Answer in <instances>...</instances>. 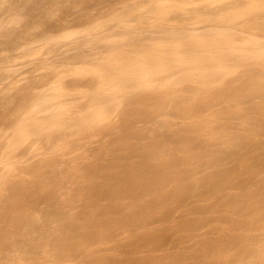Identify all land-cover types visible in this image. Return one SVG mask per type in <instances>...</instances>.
I'll list each match as a JSON object with an SVG mask.
<instances>
[{
	"label": "bare ground",
	"instance_id": "6f19581e",
	"mask_svg": "<svg viewBox=\"0 0 264 264\" xmlns=\"http://www.w3.org/2000/svg\"><path fill=\"white\" fill-rule=\"evenodd\" d=\"M6 1L9 0H0V12L8 3ZM12 1L10 0V2ZM117 1L118 3H116ZM133 1L94 0L92 3L95 6L99 4L100 7L101 4L105 5L104 9L106 4L103 3L115 2L117 6L120 5L119 10L116 4L115 8L114 5L113 8L112 5L109 6L110 9L117 10L112 11L113 13L110 10L111 14L107 12L109 14L106 18L108 22L105 21L106 24L103 22L105 25L100 27L102 28L100 32L105 34L108 31L110 33L111 31H113L112 33L123 31L128 34L130 39L132 38L131 43L139 45L141 50L138 46L136 48L138 51H136L134 46L126 43L125 46L132 47V53L128 51V54L124 50H129L130 47L123 50L118 49L120 47L119 38L112 40L109 36L111 40L109 41L107 36L108 39L105 38L106 40L99 44L102 46L107 40L108 43L113 41L112 49L110 50L109 46L110 48L105 51L106 47L104 46V51H100V53H104V57L100 55L102 58L98 57L99 59L93 53L95 62H97L95 65L93 63L90 65V62L94 60L89 59L90 62L83 61L85 66L81 67L82 69L77 67L78 70H82L77 74L73 73L75 77L79 75L76 77L78 80L79 78L84 79L82 81L85 82L88 75L91 77L88 78L90 81L85 82L90 83V89H85V92H89L84 94L85 97L89 101L96 98L100 102L99 110L94 107L96 112L91 113L92 115L88 113L89 120L84 116L87 119L84 120L85 123L83 115L87 116V114L82 112L87 108H84L82 103L79 104L81 100L79 102L73 98L77 92L73 91L75 95L72 91L69 93L68 89L70 88H68L67 93H63L66 89L62 90L64 87L60 88L59 86L57 89H61L62 92L54 89L51 91H56V94L61 92L64 95L56 96L49 90L51 87L47 83L50 84V81H46V77L42 74L39 75L40 77H36V81L42 75L45 78L38 79V81L42 80V84L39 81L40 85H45L43 83L45 81L47 82L45 86L48 85L49 88L44 86L46 89L43 92L39 93V91L38 96L35 94L34 97L37 99L29 98L36 90H40L37 89L38 86L41 87L38 82H34L35 78L31 79L33 86L26 83L28 86L24 91L28 87H32L33 90L35 85L37 87L33 93H31L33 91L31 88V92L28 89L29 97L26 95L27 93L25 95L19 93L17 95L20 96H16L17 92L14 94V91L15 96L11 95L12 99L9 95L12 93L9 91L11 89L8 88L6 90L9 91L8 96L10 97L5 99L2 96L5 92L0 89L2 92L0 93L2 96L0 97V172L4 170L0 174V264H73L70 262L71 260H75L76 264H140L142 261L141 264H264V105L255 101V99L264 100V49L254 48L256 51H253L251 48L255 47V43H261L260 40L264 37V32H261L264 31V23H257L258 20H264V4H261L262 1L264 3V0H256V3L251 0L254 4L248 0L254 6H251L247 0H237L236 4L244 2L243 4L239 3V9L241 6H246V10L245 8H243L244 11L242 8L240 9L242 12L240 10L234 12L235 8L238 9L234 0L230 4H226L225 7L220 4L216 9L211 8L209 4L205 6L204 2V6L198 5L201 9L208 10L204 19L208 26H213V28L211 27L212 31L214 28L217 29L219 22L221 23L219 25L224 23L222 26H227V29L228 26L231 28V24L235 22L231 32H226L227 30L224 32V35L230 34V36L227 35L229 38L223 36V31H219V33L210 36L213 38L205 35L203 39L207 37L206 42H202L201 37L199 40L197 38L199 35L188 33L197 25V29L201 28L202 31H207V28H210V26L203 27L207 26L204 25V20L198 21L203 17L200 15L201 13L199 14L200 17L202 16L201 18L193 13L198 11L199 7H194L191 12L190 8V10L186 7L183 8L182 0H179L180 3L182 2V7L174 5L176 3L172 4L170 1L168 2L169 6H162V8L159 6L161 4L159 2H163V0H138L134 2L137 4L140 2V5L141 2L142 4L147 2V8L134 12L133 9L140 10L141 6L139 5L137 8V4L134 6ZM187 1L190 4L202 2V0ZM257 1H260V4ZM10 2L9 8L6 7L7 10H4L6 12L2 13L3 15L0 17V51L1 48H7L5 49L7 52H9L8 49L17 48L16 50L21 51L19 52L21 53L20 57L16 54L17 58L25 59L15 63L19 59L14 62V58L9 57L10 61L14 62L9 63V58L3 57L7 60L8 65L3 61V64H0V80H7L6 82L17 76L19 71L21 73L24 66L26 70L27 65H33L32 62L35 60H41H37L38 57L34 51L38 48L37 44L43 43L48 52H52V54L55 52L54 55L57 52L60 54L62 50L59 51L60 48H57V45H67L74 41L77 43V40L85 39V37L92 39L93 35H97V30L92 28L96 25L90 26L89 23L95 18H100L99 21L105 19L106 14L102 17L100 14L104 12L96 11L100 14L95 18L92 14V18L90 17L92 20L88 17L90 11L89 14H86L88 16L85 21L87 22L89 19L88 25L90 29L92 28L93 34L90 29L84 30L85 22L81 21L84 16L79 14L83 10V4L78 8V3L75 4L71 0H14L12 3ZM71 2L74 7L78 6L75 8L76 12L73 11V6V9L69 7ZM132 2L133 5H131ZM175 2L177 1L175 0ZM180 3L177 2L179 5ZM232 3L234 9L233 5L231 6ZM164 5L166 4L164 3ZM208 5L211 9L208 8ZM229 5L233 11L228 8L231 13L223 12ZM248 5L251 8L247 7ZM98 7L97 5V9L101 10ZM90 8L87 7V10H84L88 11ZM117 11L119 14H116ZM132 11L140 13L133 16L139 23L138 25L136 22L130 21L131 18L133 20V17L129 18L133 15ZM83 12L85 15V11ZM189 12L197 16H194L196 19L198 18L194 22H199V24L192 22L195 19L193 17V19L190 18L191 21H182L187 24L191 22L190 26L180 25L179 15H181L180 17L186 16ZM60 13H65L66 16L70 13L75 15L70 14L65 17L63 14L59 16V20L57 14ZM153 13L155 16L150 15ZM203 13L205 14V12ZM223 13H226L225 16ZM76 14L82 18L79 19ZM170 15L176 16L175 18L172 16L174 19L178 17L179 20H176L179 23L175 24L176 21L170 18ZM52 16H56L55 20L57 19L58 23L67 18L65 19L67 21H62L63 25L67 23L66 28L64 27V31L60 30V35H57V37H62L60 40L55 39L56 33L52 34V31L49 33L50 29L47 31L44 29V24L51 25L49 18ZM70 16L72 18H69ZM156 16L158 19L155 18ZM113 17L114 19H112ZM150 17L157 19V22L154 19L156 23H151ZM240 18L243 19L244 24L248 21L247 18L249 21L253 19L248 27H244V24L242 26L240 23L242 22L239 20ZM48 19L49 22H47ZM69 19L83 25V27L79 25L84 30H82V34L81 31L78 33L79 31L75 28L76 34L66 33L61 36V33L66 32L65 29L69 28L68 23L71 24ZM109 19L112 20L109 21ZM170 19L175 21L174 24L169 23L172 21ZM143 20L146 23L145 26L142 25V27L127 33L126 28L133 27L128 23L141 26ZM99 21H97V27L101 26L102 21ZM147 21L153 24H150L152 28H156V36H153L155 30L149 28V23L148 27ZM209 22L211 24H208ZM213 22L218 23L212 24ZM255 22L262 29H260L261 31ZM93 24L91 22V25ZM192 24L196 26L192 27ZM54 25L52 27L55 29ZM255 25L257 28L251 31L259 32H255L249 40L256 35L257 38L252 41L255 42L256 39L259 41L252 45L253 42L243 39L250 37L253 33L250 34L249 29L246 28H250V26L253 28ZM60 26L58 25L59 29H61ZM85 26L87 27V23ZM234 26L239 27L235 32L240 31V28L245 29L239 33L244 30L249 32L250 35L246 36L242 33L245 37L239 33L238 36L245 43L249 42V46L244 42L245 46H243L245 50H248V47L251 48L252 52L246 51L247 53H245L243 49L239 51L236 48L240 43L238 42L239 37H236L237 33L232 34ZM225 27L219 26L218 29H226ZM203 28L207 30H203ZM195 29L192 31L196 32L197 29ZM141 31L145 34L141 33L140 35H146L147 39L143 38L142 40V37L139 36ZM47 33L52 35V38ZM260 33L261 38L258 36ZM99 34L98 37L100 36L99 39L102 40L103 37L101 38V34ZM53 36L55 37L53 38ZM201 36L203 37V35ZM232 36L234 39L230 41ZM155 37H159L157 41ZM223 37L229 40L225 41ZM99 39L96 40L99 42ZM179 39L181 40L179 41ZM146 40H149L148 43ZM222 40L224 43L221 42ZM262 40L264 41L263 38ZM83 41L81 40V51H83ZM154 41L156 42L154 43ZM235 41L238 42V45ZM92 42V40L88 41L91 44ZM96 42L93 44L98 45ZM117 42L118 48L116 47ZM263 43L260 47L264 48ZM87 44L85 42V45ZM143 44L148 46L150 44L151 47L146 45L145 47ZM259 45L261 44L256 46ZM122 46L120 48H123ZM241 46L242 43L239 48ZM16 50L9 53L13 54ZM109 50L110 52H108ZM112 50L115 51L113 53L115 56L108 55L113 52ZM117 50L119 54H124L116 57ZM98 51L97 54H99ZM105 52H108L107 55L110 56L107 59ZM3 53H5L4 50L1 54ZM83 53H80V58L86 56ZM86 54L88 55V53ZM8 55L6 53L7 57ZM66 55L63 59L67 61L64 63H68V66L65 65L67 67L72 65L75 68L76 65H73V61L74 64L79 63V61H75L80 60L79 55H76L77 59L74 54L73 56ZM90 56L87 57L90 58ZM46 59L41 60L43 61L42 68L50 65L49 60ZM83 59L81 58V60ZM46 61L49 62L48 65H46ZM236 64L243 65V72L241 71L240 75L238 72L242 68L235 69ZM37 65L39 64L37 63ZM80 65H83L82 61ZM66 66L62 68H66ZM41 67L39 65L38 69ZM46 69H51L53 72L52 68L47 67ZM115 70L123 72L118 74ZM234 70L238 71H236L237 79L225 82L226 76L234 73ZM63 73L61 72V76ZM45 75L47 74L45 73ZM56 75L59 76V74ZM80 75H85V78ZM14 80L15 86L17 80ZM74 81L76 80H73L72 86L75 85ZM24 82L22 81V83ZM2 83L4 84V81ZM76 84H79V81ZM62 85L63 83H61ZM81 92H84V89ZM94 96L96 97L94 98ZM85 97L84 100H86ZM28 99H31L30 104L27 103ZM77 101L80 106L76 105ZM94 102L95 106H98L99 102ZM114 108V112L117 109L121 110L120 115L118 114L119 116L114 119L118 121L113 120V115V118L111 117ZM55 118L58 119L57 122ZM86 121L88 122L86 123ZM8 124L11 130L10 133L8 132L9 136L6 137L9 130L5 126ZM116 129H122L123 133L119 130L121 133L115 135L114 130ZM76 130L80 133L81 139L84 136L85 141L87 140L86 144L91 141L96 143L92 147L96 145L97 147L92 148L88 145L87 148L85 145L87 148L85 150V147L83 149L84 145L82 146L85 141L81 143L79 139L78 146L75 143L71 144L72 146L76 145L74 152V150L72 151L74 148L70 149L71 146L69 148L64 146L65 140L61 145H63V149L65 147V150H70L63 153V150H60L62 149V147L60 148L61 140L64 137L65 139L71 137V133ZM74 138L76 137L74 136ZM95 140L97 141L95 142ZM35 146L36 148L40 146L42 150L33 149ZM88 149L89 151H87ZM76 151L79 153L75 155ZM73 153L74 155L69 159L68 155ZM28 154L38 157H34L35 160L30 158L32 156L28 157L33 162L25 161L24 157L21 160L22 155ZM5 166L10 167H6L8 172H6ZM1 177L5 178L1 180ZM3 180L6 181L3 182ZM176 213L180 216L179 220L175 218ZM121 236L128 238L127 240L131 239L133 242L130 243ZM122 238L125 239L124 243H130L133 247L130 244V246L128 244L126 246L122 242L124 240H120ZM143 250H147V252L150 250L154 257L150 254L152 258H147L149 253L145 255L147 252ZM155 253L159 254L155 255ZM143 255L146 258L141 257ZM136 258L137 260H135ZM231 258H234L235 261L233 259V262H230Z\"/></svg>",
	"mask_w": 264,
	"mask_h": 264
},
{
	"label": "rangeland",
	"instance_id": "374dc122",
	"mask_svg": "<svg viewBox=\"0 0 264 264\" xmlns=\"http://www.w3.org/2000/svg\"><path fill=\"white\" fill-rule=\"evenodd\" d=\"M11 1H12V0H11ZM13 1H14V0H13ZM13 1H12V2H13ZM71 1H72L73 3L75 2V4L78 3L77 5H79V7H78L77 5H75V7H74V4H73L72 2L69 3V4L71 5V6H69V7L72 8V6H73L74 9H73V8H72V9H73V11L75 10V12H76V9H75L76 7L80 8V6H82V4H83L84 7H85V6H86V3L88 2V3H87V6H86L85 8L82 6V9H83V10H81L82 12L79 13L82 17L84 16V17H83L84 19H83L82 17H78L79 14H76V17H78L79 19L82 18L81 21H82L83 23H84V22L87 23V27H89V25H88V21H89V19H88L87 22H86L85 20L87 19V16H88V15H86V14H89V11H90V16H88L89 18H90V17L92 18V16H91L92 14H93V17H94V18H95V16L98 17L100 13H99V12H96V11L104 12V13L100 14V16H102V17H104V14H105V13L107 14V16H106V14H105V19H101V20H100V21H102V22H101V26H99V27H97V25H98V24H97V23H98L97 21H99L100 18H99V19H98V18H97V19L95 18L97 21H96L95 19L92 20V19L90 18V20H92V21H91L92 24H93V23H94V24L91 25V22H90L89 24H90V26H94V25H96V26H94V27H92V28H93V30L95 29V31L97 30L96 33H98V34H99V33L101 34L100 29H102V28H100V27H102L103 25L106 24L105 21L108 22V20L106 19V18L108 17V15L111 14L112 11H116V10H117V9L112 10L113 5H114V8H115V4L118 3V1H117L116 3H115V2H114V3H110V2H109V3H103V4H106V7H109V6L112 5V8L110 9V7H109V8H108L109 10H108L106 7H105V9H104V6H105V5L103 6V5L101 4V7H100L99 4H96V6H95V4H92V3H94V0H93V2H92V0H88V1H87V0H82V2H80V0H79V2H78V0H77V2H76V0H75V1H74V0H71ZM83 1H84V2H83ZM86 1H87V2H86ZM119 1H120V0H119ZM134 1H138V0H134ZM134 1H133V2H134ZM139 1H140V0H139ZM141 1H143V0H141ZM166 1H167V0H166ZM166 1L164 2V0H163V2H164L166 5H164L163 2H159V3L163 4V5L159 4V6H161V8H162V6H163V7H165V6H167V5L169 6L170 3H168V2L171 1L172 4L176 3V4H174V5H178L179 7L183 4V6H184L183 8H185V7L188 8V9L190 8V9L192 10L191 12H193L194 7H195V8H198V7H199L198 5H201L200 7H202V6H204V3H205V6H207V4H209L211 8L214 7V8L216 9V8H218V5L220 6V4H221L222 6L225 7L226 4H230L231 1H233V0H202V2L199 1L198 3L192 1V2H193L192 4L188 3L187 0H185V1L182 0L185 4H190V5H188V6H186V5H185L184 3H182V2H181V3H182V4H181L179 0H176V1H177L178 3H180V5L177 4V2H175V0H173V2H172V0H168L167 2H166ZM190 1H191V0H189V2H190ZM236 1H237V0H234L233 2L235 3ZM242 1H246V0H242ZM247 1H248V0H247ZM249 1H251V0H249ZM249 1H248V2H249ZM7 2H8V3H7ZM9 2H10V0H9V1H6L7 4H6L5 7L3 8V10L1 9L2 11L0 12V13H1V14H0V17L6 12V11L4 12V10H7V8H9V7H8V6H9ZM12 2H10V3H12ZM85 2H86V3H85ZM133 2H132L131 5H133ZM203 2H204V3H203ZM208 2H209V3H208ZM251 2H253V1H251ZM251 2H249V4H250ZM254 2L256 3V0H254ZM254 2H253V4H254ZM257 2L259 3L260 1H257ZM80 3H81V4H80ZM139 3H140V2H138V4H137L136 2H134V6H135V4H137L136 6H137V8H139V7H138V6L140 5ZM144 3H145V4H142V2H141L140 10H138V9H137V10H136V9L134 10V9H133V11H134V12H136V11L138 12V11H142L143 9L147 8V7H146V6H147V4H146L147 2H144ZM196 3H197V4H196ZM223 3H224V4H223ZM239 3H240V4H243L244 2H243V3H242V2H239ZM239 3H238V2H237V4L235 3L236 6L238 5V6H237L238 9H236V8L234 9V5H233V3L231 4V6L233 5L232 8L234 9V12H235V11H239L241 8H242L243 11H244L243 8H245V10H246V6H245V7H242V6H241V8L239 9V7H240V6H239ZM258 3H257V4H258ZM129 4H130V3H129ZM172 4H171V5H172ZM193 4H194V5H193ZM253 4L251 3L250 5H251V6H254ZM259 4H260V3H259ZM261 4H264L263 1H262ZM97 5L99 6L98 8H100L101 10L97 9ZM123 5H124V4H123ZM155 5H156L157 8H159L157 4H155ZM195 5H197V6H195ZM209 5H208V8H210ZM244 5H245V4H244ZM116 6H117V4H116ZM119 6H120V5H119ZM119 6H117V8H118ZM125 6H126V4H125ZM127 6H128V5H127ZM134 6H133V7H134ZM191 6H192L193 8H192ZM216 6H217V7H216ZM227 6H228V5H227ZM231 6L229 5V7H227V9L230 8ZM236 6H235V7H236ZM251 6L248 5L247 7L251 8ZM258 6H260V5H258ZM258 6H257V7H258ZM6 7H7V8H6ZM87 7H88V9L91 7V8H93V10H91V8H90V10L86 11V10H87ZM102 7H103V10H102ZM122 7H123V6H122ZM133 7H131V8H133ZM181 7H182V6H181ZM200 7H199V8H200ZM120 8H121V6H120ZM203 8H204V7H203ZM211 8H210V9H211ZM232 8H230V9L233 11ZM249 8H247V9H249ZM253 8L255 9L256 7H253ZM253 8H252V9H253ZM69 9H70V8H69ZM84 9H86V10H84ZM95 9H96V10H95ZM188 9H187V10H188ZM190 9H189V10H190ZM200 9H201V8H200ZM200 9H199L198 11L195 9L196 11H194L193 13H194V14L196 13L195 15H197V16H199V17H200V15H203V17L201 16L202 18L200 17V18H201L200 20H199L198 18H197V19H198V21H201V22L204 20L205 24H204V22H203V24H204V25H207V23H206L207 21H205V19H204L206 16H204V15H206V13H207L208 10L205 11V10H203V9H201V10H200ZM227 9H226L225 11H223V12H226V11H227V12H230V11H231L230 9H228L229 11H228ZM254 9H253V10H254ZM70 10H71V9H70ZM94 10H95V11H94ZM110 10H111V12H110ZM118 10H119V8H118ZM242 10H240V11L242 12ZM83 11H85V15H84V12H83ZM105 11H106V12H105ZM133 11H132L133 15L130 16L129 18L133 17L134 14H135V15L140 14V13H134ZM201 11H202V12H201ZM251 11H252V10H251ZM71 12H72V11H71ZM77 12H78V11H77ZM107 12H108L109 14H108ZM117 12H118V13H116V12H115V13H116V14H119V11H117ZM191 12H189L188 14H186V16L183 15L184 17H183V16L180 17L181 15H179L180 23H179V21H178V20H179L178 17L176 18V19H178V20L174 19L176 16H173V15H172V16L174 17V18H173V17L170 15L169 17L176 21L175 24L179 23L180 25L185 24V25H189V26H190L191 22H188V24H187V22L182 23V21H188V20L191 21V19H193V17L195 16V15L192 14ZM197 12H198V14H197ZM203 12H205V14H204ZM241 12H237V13L239 14V13H241ZM2 13H3V14H2ZM73 13H74V12H73ZM73 13H70V14L75 15V14H73ZM95 13H96V14H95ZM97 13H98V15H97ZM112 13H113V12H112ZM200 13H201V14H200ZM230 13H231V12H230ZM63 14L65 15V17H67V16L70 15V14H67V16H66L65 13H63ZM63 14H61V13H60V14H57V15H58L57 19L60 20L59 16H60V15L62 16ZM94 14H95V15H94ZM191 14H192V15H191ZM199 14H200V15H199ZM225 14H226V13H225ZM225 14L223 13V16H225ZM57 15H56V16H57ZM77 15H78V16H77ZM150 15L155 16L154 13H153V14H150ZM150 15H149V16H150ZM56 16H52V17H51V18L54 17V18H53L54 20H53V19L51 20V18H49V19H50V22H49V19H48L47 22H49L51 25H49V24H47V25L44 24V25H43V23H44L45 21H44L43 23H41V25L44 26V29H46L45 31H47V30L50 29V30H49V33H50L51 31L53 32V33L51 32L52 34H55V33H56V34H55L56 37L53 36V38L55 37L56 40H57V38L60 40V38H62V37H60V36L57 37V35H60V32H61L60 30L64 31V27H65V25H67V23H66V24L64 23L65 25H63V22H64L63 20H65V19H67V18H64L63 20L61 19L63 22H62V21H61V22L59 21V23H58V22H57L58 20H57V19L55 20ZM85 16H86V18H85ZM112 16H115V15L112 14ZM112 16H109V17H112ZM197 16H195V17H197ZM74 17H75V16H74ZM102 17H101V18H102ZM195 17H194V18H195ZM210 17H211V16L209 15V18H210ZM252 17H253V16H252ZM69 18H72V17L70 16ZM150 18H151V17H150ZM155 18L158 19L157 16H156ZM155 18H154V17L151 18V23L155 22V21H154ZM183 18H185V19L183 20ZM190 18H191V19H190ZM222 18H223V17H222ZM250 18H251V17H250ZM255 18H256V17H255ZM255 18H254V19H255ZM263 18H264V17H263ZM73 19H74V18H73ZM73 19H72V21H73ZM75 19H76V18H75ZM75 19H74V20H75ZM112 19H114V17H113ZM112 19H111V20H112ZM135 19H136V18L133 17V20H132V18H131L130 21H132V22H136L137 20H135ZM157 19H155L156 22H157ZM172 19H170V21H171ZM181 19H182V20H181ZM186 19H187V20H186ZM197 19H196V18L193 19L192 22H194V20L196 21ZM252 19H253V18H252ZM252 19H251V21H252ZM257 19H258V18H257ZM111 20L109 19V21H111ZM134 20H135V21H134ZM149 20H150V19H149ZM149 20H148V21H149ZM173 20H172L171 22H169V21H168V22H169L170 24H171V23L174 24L175 21H173ZM206 20H207V19H206ZM239 20L242 21V22H240ZM239 20H238V21H239L240 23H242V26H243V24H244L245 22L243 23V19L241 20V18H240ZM247 20H248V21H247ZM247 20H246V21L249 22V23L246 22V24H248V25L244 24V27H248V26L250 25V22H251V21H249V18H247ZM65 21H67V20H65ZM68 21H71V19H69ZM72 21H71V24L68 23L69 28L65 29L66 32L61 33V36L64 35V34H66V33H69V34H76L77 31H79L78 33H80V31H81V34L83 33V32H82V30H83V29H82L83 25H80L79 20L77 19V21H78L79 24H77L76 21H73V23H72ZM93 21H95V22H93ZM100 21H99V22H100ZM145 21H146V20H145ZM148 21H147V25H148V23H149V25H150L151 23L148 22ZM177 21H178V22H177ZM254 21H256V20H254ZM254 21H253V22H254ZM47 22H46V23H47ZM52 22H53V23H52ZM74 22L77 24V26H76V24H75ZM82 22H81V23H82ZM103 22H104L105 24H103ZM156 22H155V23H156ZM258 22H263V23H264V20H263V21L258 20L257 23H258ZM57 23H58V24H57ZM61 23H62V24H61ZM83 23H82V24H83ZM85 23H84V30L90 29V27L87 28V27L85 26ZM136 23H137V22H136ZM155 23H154V24H155ZM189 23H190V24H189ZM194 23H195V24H197V23L199 24V22H194ZM216 23H218V22H216ZM216 23L213 22L212 24H216ZM234 23H235V22H234ZM234 23L231 24V28H229V26H228V29H227V26H226V27H225V26H222L224 23H223L222 25H219V24H221V23L219 22L218 27H219V26H220L221 28H222V27H223V28L225 27L226 29H221V28L218 29V27H217V29L214 28L215 30L213 29V31L211 30V29L213 28V26H211V25H209L210 28H207V27H209L208 25H207V26H203V25H202L203 27H206L208 30L205 29V28H203V30H207V31H202V29L200 28L201 31H199L200 29H199V28H198L199 30L197 29L198 25H197V27H195L196 25H195V24H194V25L192 24V25H193L192 27H195L197 30L194 28V29L196 30V32H195V31H192V30H194V29L191 27L192 29H191L188 33H191V35H192V34H193V35H195V34H196V35H199V37L197 36V38H198L199 40L203 39L205 35H206L207 37H208V36L210 37V36L215 35L216 33H219V31H221V32L223 31V32H222L223 36H227L228 34H225V35H224V32H225L226 30H227L226 32H231L232 25H233ZM236 23H237V22H236ZM255 23H256V22H255ZM257 23H256V25H257ZM263 23H262V24H263ZM54 24H55V25H54ZM60 24L62 25L63 29H62V27L60 26ZM69 24H70L71 26H70ZM72 24H73V26H72ZM128 24H129V25H132L133 27L131 28V26H130V29H129V27H128L129 25H128ZM128 24H127V25H128V26H127L128 28H126V30H127V33H130V31H133V30H135V29H138V28L142 27V25L145 26L144 24H146V23H145L144 20H143V23H141V26H137L139 23H137V25L134 24V23L131 24V22L128 23ZM133 24H134V25H133ZM200 24H201V23H200ZM208 24H211V23L209 22ZM238 24H239V23H238ZM253 24H254V23H253ZM253 24H252V25H253ZM52 25L56 26L55 29L52 27ZM58 25L60 26L61 29L58 28ZM79 25L82 26V27H79ZM99 25H100V23H99ZM135 25H136L137 28L134 27ZM149 25H148V27H149ZM151 25H153V24H151ZM151 25H150L149 28L155 30V32H153V36H156V28H154V27L152 28ZM239 25H240V24H239ZM245 25H246V26H245ZM256 25H255V27H253V28L250 26L251 29H250V28H246L247 30L249 29L248 31L250 32V34L253 32L251 35L249 34V32H247V31H245V30H244V31L247 32V33H245L244 31H242V33L245 34V36H246L247 34L250 35V37H249V36L247 37L248 39H247L245 36H243L242 33H239L241 30H243V29H245V28H240V29H241L240 31L235 32V31H237V30L239 29V27H236L237 24H236V26H234V27L237 28V29L235 30V28H233L234 31L232 30V34H233V33H237V36H236V37H239V41H238V42H239L240 44L242 43V46H241V47H243V48H241V47L239 48L240 44L238 45V44H237L238 42L236 43V41H235L236 45H238V47L236 46V48H237L239 51H240V50L242 51V49H243V50L245 51V53H247V52L250 53V52H252L251 48L253 49V51H254V50L256 51V49H257V50H260V49L263 50V49H264L263 47H260V46H262V42H264V41L262 40V38L264 39V37H262V38L260 37V36H261V33H260V35H258V36L261 38V40H262V41L260 40L261 43H259V42L255 43L256 41H259V40H257V39L255 40V42L252 41V39L254 40V38H257L256 35H254V37H253L251 40H249V39L251 38V36H253V34H254L255 32H259V31L262 30V29H261L260 27H258V25H257L259 31H257V30H255V32H254V31H251V30H254V28H255V29L257 28ZM259 25H261V24H259ZM45 26H46V27L48 26V27L46 28ZM49 26H50V27H49ZM242 26H240V27H242ZM253 26H254V25H253ZM41 27H42V26H41ZM96 27H97V28H96ZM200 27H201V26H200ZM211 27H212V28H211ZM57 28H58V29H57ZM65 28H66V27H65ZM75 28H77V31L75 30ZM79 28H81V29H79ZM92 28H91L90 30L93 32ZM52 29H54V30H52ZM56 29L59 31V33H57L58 31H57ZM68 29H69V30H74V31H69ZM131 29H132V30H131ZM209 29H210V30H209ZM260 29H261V30H260ZM42 30H43V27H42ZM55 30H56V31H55ZM67 30H68V31H67ZM84 30H83V31H84ZM154 30H152V31H154ZM229 30H230V31H229ZM263 30H264V29H263ZM43 31H44V30H43ZM88 31H89V30H88ZM98 31H99V32H98ZM128 31H129V32H128ZM197 31H199V32H197ZM214 31H215V32H214ZM71 32H72V33H71ZM108 32H109V34H108ZM108 32H107V33L105 32V34H103V33H104V32H103V33H102L103 35L101 34V38L103 37L102 40L99 39L100 36L98 37V34H97V35H96V34L93 35L94 37H93L92 39H91L90 37H85V36H84L85 39H81V40H82V41L84 40V41L86 42V44L88 43V41L91 42V40L93 41L92 44L95 43V42L97 41L96 39H99L100 41H99V42H98V41L96 42V43L99 45V47H98V45H96V44H93V45H92L91 43H88L87 45H85V42L83 41V43H84V44H83V47H82V50H83V51H81V48H80V47H81L80 45L82 44L81 40H77V43L80 42V44H77V43L74 41V42H69L70 44L67 43V45H66V44H60V46L57 45V48H58V47L60 48L59 51L62 50V52H60V54L57 52L55 55H54L55 52H53V54H52V52H48V51H47V47H44V44H43V43H42V44H43V47H41V45H42L41 43H40L41 45H38V44H37L36 46H38V48H37V47H36V48H37L38 50H37V49H36L37 51L34 50V51L36 52V53H35L36 56L38 57L37 60H39V59H41V60L46 59L47 56H48V58H47L46 60H49L50 63L46 61L47 64H46V62H44V64L48 65V63H49L50 65H48V66H45V65H44V66H45L46 68H47V67L52 68L54 73L52 72L51 69H46L45 67H43V68L41 67L43 61H41V60L36 61V60H35L36 62H35V61H34V62H35L36 64H35L34 62H32L33 65H31V64H30V65H27L28 68H27L26 70H27L28 72L25 70L26 67L24 66V68H22L23 71H22L21 73H19V72H20V71H19V72L16 74L17 76H14L12 80L9 79V80H11L10 83H8L9 80H8V82H6L7 80H6V81H5V80H0L1 83H2V81H4V84H5V85L8 84L7 86H5L3 83H2L3 85L0 83V84H1V85H0V89H1V91L4 90L5 93L7 92V93H6V94H7V97H5L6 94H5L4 92H3V93H4L5 96L2 95V94H1V95L6 99V98L10 97L11 95H12V96H15L14 94L17 92V93H16V96H20V95H17V94H19V93H20V94H23V93H24V95L27 93L26 95L29 97L28 94L31 92V90H33L32 87H30L31 90H30V88L28 87V89L30 90V92H29L28 89H26V91H24V90H25V88H27L28 85L33 86V84H31V83H32V80H31V79H34V78H35V81H34V82H35V83L38 82V85H40L39 81H40L41 84H42V80H39V81H38V79H41V78L43 77L42 75H44V76L46 77V81H50V84L47 83V82H45V81H44L43 83H45V85H46V83H47L48 85H50L49 87H51V88H49L48 85H47V86H45V85H43V86L40 85L41 87H39V86L37 85V86H38V88H37V87H35V86H36V85H35V86L33 87L34 90H33L31 93H33V92L36 90V88H37V89H40V90H36L37 92L35 91L36 93L34 92L33 94H31V95H30L31 97H29V98H32V97H33L32 100H34V98H36V97H34L35 94H37L39 91H40L39 93H41V91L43 92V91L46 89V88L44 89V86H45V87H48L49 90H50V92H52V91H51L52 89H54V90H56V91L58 90V92H59V90H61V89H57V87L59 88V86H60V88L64 87V88H62V90H65V89H66L65 91H63V93H64V92L67 93V89L70 88V89H68V90H70L69 93H71V91L73 92V91L75 90L74 92H77V93H75V94L78 95V96H76V95L74 94V92H73V94L75 95V96H73V98H75L76 100H79V102H80V100H81V102H80L79 104L82 103L83 107H84V108H87V110H84V111L81 110V111H83L82 113L85 112L84 114H87V116H86V115H83V117L85 116L86 118H88L89 114H90V115L94 114V113H93V112L95 111L94 109L99 110L100 102H99V99H98V101H97V99L95 98L96 96H94L95 100H93V99H92L93 97H92L91 100H93V101H89V99L87 100V97H85L86 95H84V94H86V93H89V92H85V91H86L85 89H87V88H88V90L90 89V83H89V82L85 83V82L88 80V78H89L90 76L88 75V77L86 78V80H85V82H84V81H82V80H84V79H80V78H79V80H78L76 77H79V75H76V77H75V74H77V73H79V72L82 71V70L80 71V69H82V68L85 66V65H84V62H86V61L90 62L89 59H92L91 61L94 60L93 62H90V63H91L90 65H93V64L95 65V64L97 63V62H95L96 59L94 58L96 55H97L96 58H98V57L102 58L100 55H103V57H104V53H103V52L100 53V51H102V50L104 51L105 47H106V49H105V51H106L107 48H110V47H111V43H114L113 41H112L111 43H110V42L108 43V40L111 41V40H110V37H111L112 40H114V39H116V38H117V39L119 38L120 43H121V44L119 43V45H120V47L123 45V46H122L123 48H120L119 45H118V42H119V41H118V40H115V41H118V42H117V45H116L117 48L119 47L118 49H122V50H123V49H126V48L128 49L130 46H129V45L125 46L126 43H127V44H130L132 47L134 46L135 49L139 46V45H137V44H134V45H133V44L131 43V42H132V41H131L132 38L130 39V37L128 36V34H126V33L123 32V31H121V32L119 31V32H115V33H112L113 31H111V33H110V31H108ZM192 32H193V33H192ZM211 32H212V33H211ZM261 32H264V31H261ZM49 33H47V34H48V36L51 37L52 35H50ZM141 33H142V34H145V32L141 31V32L139 33V36L142 37V40H143V38H146V39H147V37H145L146 35H145V36L140 35ZM200 33H201V34H200ZM205 33H206V34H205ZM238 33L241 34L243 37H245V38L243 39L244 41H245V39L248 40V41H251V42H253V44L250 43V44H252V45H254V43H255V47H254V46H252V47L250 46L251 48L248 47V50H247V49L245 50V49H244V46H245L246 44L248 45L249 42L246 41L247 43H245L244 41H242V40L240 39V36H238ZM42 34H43V33H42ZM45 34H46V33H45ZM91 34H92V33H91ZM93 34H94V32H93ZM100 34H99V35H100ZM110 34H111V35H110ZM116 34H117L118 37L116 36ZM122 34H123V38H122ZM43 35H44V34H43ZM85 35H86V34H85ZM88 35H90V34H88ZM88 35H87V36H88ZM125 35H126V37H124ZM196 35H195V36H196ZM201 35H203V37H202ZM107 36H108L109 39L107 38ZM109 36H110V37H109ZM112 36H113V37H112ZM114 36H115V37H114ZM119 36H120V37H119ZM149 36H150V35H149ZM228 36H230V34H229ZM228 36H227V38H229ZM233 36H234V35H233ZM233 36H232V39H231V37H230V39H231L230 41H232V40L234 39ZM50 37H49V38H50ZM91 37H92V35H91ZM95 37H96V38H95ZM127 37H129V39H126ZM140 37H139V39H140ZM200 37H201V39H200ZM207 37H206V38H207ZM236 37H235V38H236ZM27 38H29V37H27ZM51 38H52V37H51ZM105 38H107L108 40H107L106 42H104V45L101 46L99 43L102 44V42H103L104 40H106ZM113 38H114V39H113ZM120 38H122V39H120ZM124 38H125V39H124ZM158 38H159V37H158ZM158 38L155 37L156 41H157ZM179 38H181V37H179ZM206 38H205V39H206ZM210 38H213V37H210ZM210 38H208V39H210ZM223 38H225V39H223V40H225V41L227 40L226 37H223ZM260 38H258V39H260ZM89 39H91V40H89ZM93 39H94V40H93ZM152 39H153V38H152ZM195 39H196V38H195ZM205 39H203L202 42H206ZM217 39H218V38H217ZM221 39H222V38H221ZM221 39H219V40H221ZM237 39H238V38H237ZM142 40H141V41H142ZM159 40H160V39H159ZM180 40H181V39H179V41H180ZM223 40H222L221 42H223ZM228 40H229V39H228ZM228 40H227V41H228ZM235 40H236V39H235ZM101 41H102V42H101ZM123 41H124V42H123ZM144 41H145V39H144ZM146 41H147V43H148L149 40H146ZM150 41H151V40H150ZM156 41H154V43H155ZM182 41H183V40H182ZM182 41H181V42H182ZM196 41H197V40H196ZM210 41H211V39H210ZM230 41H229V42H230ZM240 41H241V42H240ZM129 42H130V43H129ZM142 42H143V41H142ZM152 42H153V41H152ZM152 42H151V43H152ZM181 42H180V43H181ZM243 42H244L245 45L243 44ZM74 43H76V44L74 45ZM106 43H107V44H106ZM115 43H116V42H115ZM144 43H145V42H144ZM149 43H150V42H149ZM154 43H153V44H154ZM200 43H201V42H200ZM223 43H224V42H223ZM225 43H226V42H225ZM89 44H90V45H89ZM105 44H106V45H105ZM108 44H109V45H108ZM124 44H125V45H124ZM140 44H141V43H140ZM258 44H261V45L258 46V47H260L259 49H258V47L256 46V45H258ZM263 44H264V43H263ZM73 45H74V46H73ZM135 45H136V46H135ZM143 45H144V46L146 45L147 47H151L150 44H149V46H148L147 44H143ZM243 45H244V46H243ZM67 46H68V47H67ZM94 46H95V47H94ZM100 46L102 47L101 50H100V48H101ZM104 46H105V47H104ZM109 46H110V47H109ZM146 46H145V47H146ZM248 46H249V45H248ZM263 46H264V45H263ZM39 47H40V49H39ZM76 47H77V48H76ZM87 47H91V48H87ZM132 47H130L129 50H124V51H127L126 53H128V51H129L130 53H132V51H131V48H132ZM79 48H80V49H79ZM83 48H84V49H83ZM95 48L97 49V51H98V49H99V51H98L99 54L96 53L97 51H96ZM113 48H115V47H113ZM117 48H116V49H117ZM254 48H256V49H254ZM5 49H7V48H3V49L1 48L0 54L2 53L3 50L5 51V53H3V54L0 55V60H1L0 64H3L2 61L5 62V64H7V63H6V62H7L6 59L9 58V57H10V58H11V57L14 58V59H13L14 62H15L16 59H19V58H17L18 56H17L16 54H18L19 57H20L21 53H19V52H21V51L16 50L17 48H16V49L14 48V50H16L17 52L15 51L16 53L14 52L13 54H10L9 52H13L14 50H9V49H8L9 52H7V50H5ZM11 49H13V48H11ZM71 49H72V51H71ZM93 49H94L96 52H93V51H94ZM111 49H112V47L110 48V50H111ZM110 50H109L108 52H110ZM114 50H115V49H114ZM114 50H112L113 52L109 53L108 55L113 54V53L115 52ZM122 50H121V51H122ZM139 50H141V49H140V46H139ZM34 51H33V52H34ZM41 51H42V52H41ZM77 51H78V52H77ZM80 51H81V52H80ZM89 51H90V52H89ZM117 51H118V50H117ZM117 51H116V52H117ZM121 51H120V52H121ZM133 51H134V48H133ZM136 51H138V49H136ZM244 51H243V52H244ZM246 51H247V52H246ZM263 51H264V50H263ZM43 52H44V53H43ZM82 52H84L83 54L86 55L85 57H81V58H84L83 60H81V58H80V56H81L80 53H82ZM91 52H92V53H91ZM108 52H105V54H106L105 58H106V59L110 57V56L107 55ZM6 53H7V55L9 54L8 57L6 56ZM39 53H40V54H39ZM66 53H68L67 55H70V56H71V55L73 56V54H74V56H75L76 58H75V57H73V58H75V59H77V56H76V55H79L78 58H80V60L82 61V64H83V65H80V64H81V61L78 59V60H75V61H79V63L74 64V61H73V65H76L75 68H74V66H72V65H70V67H67V66H68V65H67L68 63H64V62H67V61L63 59V58L65 57ZM71 53H73V54H71ZM86 53H88V55H87ZM93 53H95V54H94L95 56L93 55ZM117 53H118V55H117ZM117 53H116V57L119 56V55H123V54H124V53L119 54V51H118ZM4 54H5V55H4ZM35 54H34V55H35ZM91 54H92L93 56H92ZM128 54H129V53H128ZM2 55H4V56H2ZM15 55H16V58H15ZM46 55H47V56H46ZM53 55H54V56H53ZM67 55H66V56H67ZM90 55H91V56H90ZM98 55H99V56H98ZM113 55H114V54H113ZM125 55H126V54H125ZM45 56H46V57H45ZM50 56H51V57H50ZM87 56H90V58L87 57ZM107 56H108V57H107ZM114 56H115V55H114ZM127 56H128V55H127ZM3 57L6 58V59H4ZM43 57H44V58H43ZM61 57H62V58H61ZM86 57L88 58V60H86V59H87ZM92 57H93V58H92ZM111 57H112V55H111ZM10 58L8 59V60H9V63H10V62H13V61H10ZM23 59H25V58H21V59H19V60H16L15 63H17V62H21ZM50 59H51V60H50ZM98 59H99V58H98ZM98 59H97V60H98ZM4 60H5V61H4ZM52 60H53V61H52ZM56 60H57V61H56ZM84 60H85V61H84ZM23 61H24V60H23ZM25 61H26V60H25ZM44 61H45V60H44ZM83 61H84V62H83ZM14 62H13V63H14ZM70 62H71V61H70ZM99 62H100V61H99ZM37 63L40 65L41 68L38 69L39 65H37ZM40 63H41V64H40ZM53 63H55V64H53ZM63 63H64V64H63ZM92 63H93V64H92ZM65 64H66L67 66H66ZM71 64H72V63H71ZM7 65H8V64H7ZM61 65H62V66H61ZM63 65L66 66V68H62V67H64ZM77 65H78V66H77ZM87 65H88V64H87ZM239 65H240V66H239ZM239 65L236 64V66H234V68L237 69V70H239V68H242V66H243L242 64H239ZM2 66H5V65H2ZM33 66H34V67H33ZM52 66H53V67H52ZM0 67H1V66H0ZM29 67H31L32 70H31V68H29ZM56 67H57V68H56ZM58 67H60V68H58ZM77 67L80 68V69L78 70ZM81 67H82V68H81ZM86 67H87V66H86ZM114 67H116V66H114ZM4 68H5V67H4ZM55 68H56V69H55ZM2 69H3V68H2ZM2 69H1V70H2ZM20 69H21V68H20ZM22 69H21V70H22ZM34 69H35V70H34ZM40 69H41V70H40ZM42 69H43V70H42ZM44 69H45V70H44ZM60 69H61V71H60ZM72 69H73V70H72ZM76 69H77V71H76ZM38 70H39V71H38ZM46 70H51V71H46ZM55 70H56L57 72H56ZM66 70H67V72H68V70H69V72L67 73ZM237 70H234V71L236 72ZM41 71H44V72H41ZM58 71H59L60 73H59ZM74 71H75V72H74ZM78 71H79V72H78ZM117 71H118V70H115V72L118 73V74H122V72H123V71H122V72H121V71H120V72H117ZM241 71L243 72V68L240 69L239 72L237 71V72L239 73V75L242 73ZM47 72H48V73H47ZM61 72H62V73L64 72V73L62 74V76H61ZM235 72L232 73V74L230 73L229 76L227 75L226 78H225V79H226L225 82H232L233 80L237 79L238 74H237V72H236V74H235ZM22 73H23V74H22ZM30 73H31V74H30ZM45 73H46L47 75H45ZM73 73H75V74H73ZM40 74H42V75H41V78H38L37 81H36V77H37V76L40 77V76H39ZM56 74H59V76L56 75ZM64 74H65V75H64ZM72 74H73V76H72ZM118 74H117V75H118ZM22 75H23V76H22ZM30 75H31V76H30ZM49 75H51V76H49ZM69 75H70V76H69ZM85 75H86V74H85ZM85 75H84V76L80 75V76H82L83 78H85ZM20 76H21V77H20ZM34 76H35V77H34ZM48 76H49L50 78H49ZM53 76H54V77H53ZM56 76H58V77H56ZM86 76H87V75H86ZM17 77H18V79H17ZM26 77H27V79H26ZM45 77H43V78H45ZM47 77H48V78H47ZM73 77H74V79H73ZM20 78H21V79H20ZM22 78H25V79L23 80ZM57 78H59V79L56 80ZM70 78H71V79H70ZM75 78H76V79H75ZM90 78H91V77H90ZM14 79L17 80L15 86H14V83H15V82H13ZM53 79H54V82H53ZM60 79H61V80H60ZM92 79H93V78H92ZM92 79H91V80H92ZM115 79H116V78H115ZM117 79H118V78H117ZM117 79H116V80H117ZM15 80H14V81H15ZM21 80H22V81H25V82L22 83ZM73 80H76V81H74V84H75L74 86H72V85H73ZM119 80H121V78H119ZM231 80H232V81H231ZM58 81L60 82V85H59V82H58ZM66 81H68V82H66ZM77 81H79V84H76ZM88 81H90V79H89ZM18 82H19V83H18ZM51 82H53V83H51ZM64 82H65L66 84H65ZM81 82H84V83H81ZM11 83H13V84H11ZM26 83H27L28 85H27ZM35 83H34V84H35ZM57 83H58V84H57ZM61 83H63L64 86H63V85L61 86ZM10 84H11V85H10ZM19 84H20L21 86H20ZM68 84H69V85H68ZM70 84H71V85H70ZM80 84H81V86H80ZM82 84H84V85L82 86ZM86 84H88L89 86L86 85ZM16 85H17V86H16ZM51 85H53L54 87L51 86ZM56 85H57V86H56ZM67 85H68V87H67ZM78 85H79V86H78ZM85 85L87 86L86 88H85ZM1 86H2V88H1ZM3 86H4V88H3ZM25 86H26V87H25ZM55 86H56V88H55ZM65 86H66V87H65ZM69 86H71V87H69ZM6 87H7V88H6ZM17 87H18V88H17ZM72 87H74V88L72 89ZM81 87H82V88H81ZM8 88L11 89V90H9V91L12 92V93L10 92V93H11V94H9L10 96H8L9 91L6 90V89H8ZM13 88H14V89H13ZM48 88H47V90H48ZM77 88H78V89H77ZM18 89H19V90H18ZM83 89H84V92H85V93H84V92H81V93H80V91H81V90L83 91ZM22 90H23V91H22ZM62 90H61V92H62ZM78 90H79V91H78ZM1 91H0V93H2ZM14 91H15V92H14ZM27 91H28L29 93H28ZM56 91H55V92L53 91V92L56 94ZM13 92H14V94H13ZM53 92H52V93H53ZM58 92H57V93H58ZM61 92L58 93V94H62ZM78 92H79V93H78ZM54 93H53V94H54ZM58 94H56V96H58ZM80 94H81V95H80ZM32 95H33V96H32ZM38 95H39V94H37V96H38ZM62 95H64V94H62ZM82 95H84V96H82ZM2 96H0V97H2ZM12 96H11V97H12ZM54 96H55V95H54ZM117 96H118V98H119V95H117ZM84 97H85V99H86L87 101L84 100ZM82 98H83V99H82ZM88 98H89V97H88ZM97 98H98V97H97ZM12 99H13V97H12ZM36 99H37V98H36ZM3 100H4V99H3ZM82 100H84V101H82ZM0 101H1V99H0ZM29 101L31 102V99H28V102H27V103H29ZM94 101L99 102V103H97L98 106L96 105L98 109L96 108V106H95V104H94V103H95ZM255 101L258 102V103H260V104H263V105H264V100H263V99H255ZM83 102H84L85 104H84ZM90 102H92V103L89 104ZM75 103H77L76 105L80 106V105L78 104V101L75 102ZM29 104H30V103H29ZM29 104H28V106H29ZM87 104H88V105H87ZM86 105H87V106H86ZM89 105H90V106H89ZM81 107H82V106H81ZM83 107H82V108H83ZM94 107H95V108H94ZM91 108H92L93 111L90 110ZM93 108H94V109H93ZM219 108H220V107H219ZM119 109H120V107H119ZM119 109H117L116 112H114L115 108L113 109V111H112V113H111V117H112V115H113V117H114V118L112 117L113 120L116 119V118L120 115L119 112H121V110H119ZM217 109H218V107H217ZM217 109H216V110H217ZM220 110H221V108H220ZM90 111H91V112H90ZM95 112H96V111H95ZM113 112H114V113H113ZM82 113H81V114H82ZM88 113H89V114H88ZM91 113H92V114H91ZM118 114H119V115H118ZM205 114H207V112H205ZM115 115H117V116H115ZM85 117H84V118H85ZM86 118L83 119V122H84V120H87ZM55 120H56V122L58 121V119H56V118H55ZM88 120H89V118H88ZM114 121H118V120H114ZM56 122H55V123H56ZM87 122H88V121H86V123H87ZM89 122H90V121H89ZM84 123H85V122H84ZM97 123H99V122L97 121ZM97 123H96V124H97ZM88 124H89V123H88ZM90 124H91V122H90ZM90 124H89V125H90ZM5 125H7V124L5 123ZM86 126H87V125H86ZM5 127H7V129L9 130V131H7V129L4 130L5 132L7 131V133H6V134H7L6 137H7V136H9V133H10L11 127L9 126V124H8V126H5ZM5 127H4V128H5ZM8 127H9V128H8ZM119 130H120V129H119ZM119 130H118V129L114 130L115 135H116V133H118V134L121 133L120 131H122V133H123V130H122V129H121L120 131H119ZM53 131H54V130H53ZM76 131H77V130H76ZM76 131H75V132H76ZM116 131H119V132H116ZM8 132H9V133H8ZM75 132H74V133H75ZM11 133H12V132H11ZM74 133H73V132L71 133V135H72L71 137H70V136H69V137L66 136V137H68V138H66V139H65V137H64V138L61 140L60 145H61L62 142H63L62 144H64V141L66 140L64 146H66V147L68 146L67 148H69V147L71 146L70 149H71V148H74V149H72V151L74 150V152H75V146L79 143L80 140H81V141H80L81 143H82L83 141H85V138H84V136H83L82 139H81V138H80L81 135H80V133H78V131H77V134H76V133L74 134ZM73 134H74V135H73ZM10 135H11V134H10ZM78 135H79V136H78ZM113 135H114V134H113ZM113 135H112V136H113ZM74 136H75L76 138H77V137H78V138L76 139V138H74ZM72 137H73V138H72ZM113 137H114V136H113ZM8 138H9V137H8ZM10 138H11V137H10ZM69 138H70V139H69ZM83 138H84V139H83ZM97 138H98V137H97ZM97 138H95V139H97ZM79 139H80V140H79ZM93 139H94V138H93ZM93 139H92V141H94ZM107 139H109V138H107ZM71 140H72V141H71ZM73 140H74V142H73ZM75 140H76L77 142H76ZM78 140H79V141H78ZM86 141H87V140H86ZM86 141L83 142V144H82V146L84 145V146H83V149H84L85 145H87V148H88V145H89V147H92L93 144H96V143H92L91 141H90V143H92L91 145H90L89 142H87V143H89V144H86ZM96 141H97V140H95V142H96ZM74 143H75L76 145H75V146H72V145H74ZM84 143H85V144H84ZM71 144H72V145H71ZM60 145H59V146H60ZM37 146H38V145H37ZM62 146H63V145H61L60 148H61ZM77 146H78V145H77ZM94 147H97V145L94 146ZM94 147H92V148H94ZM32 148H33V147H32ZM32 148H31V149H32ZM37 148H38V149H37ZM37 148H36V146H35L33 149H37V151H39L40 146L37 147ZM87 148L85 147V150H86ZM70 149H68V150H70ZM40 150H42V149H40ZM60 150H63V151H62L63 153H64V152L66 153V151H68V150H65V147H64V149H63V147H62V149H60ZM64 150H65V151H64ZM87 151H89V149H88ZM76 152H77V151H76ZM63 153H62V154H63ZM71 153H72V152H71ZM71 153H70V154H71ZM78 153H79V152L75 153V155L78 154ZM29 154H30V153H29ZM29 154H28V155H25V156L22 155V156H21V160H22V157H24V158H23L24 160H25V158H26L25 161H29L30 159H29L28 157L32 156V155H29ZM70 154L68 155L69 159L72 158V157H70V156H73L74 153H73L72 155H70ZM26 156H27V157H26ZM64 156H65V154H64ZM34 157L37 158L38 156H32V157H30V158L33 159V160H35ZM65 157H67V155H66ZM74 157H75V156H74ZM27 158H28V159H27ZM38 159H39V158H38ZM24 160H23V161H24ZM67 160H68V159H67ZM31 161H32V160H30V162H31ZM36 161H37V160H36ZM36 161H35V162H36ZM32 162H33V161H32ZM1 164H2V163H1ZM20 164H21V163H20ZM23 164H24V163H23ZM3 165H4V164H3ZM1 166H2V165H1ZM6 167H9V166H5V169L7 170V171H6V170H5V171L8 172L9 170H8V168H6ZM2 168H3V167H2ZM9 168H10V167H9ZM1 171H2V169H1ZM10 171H11V170H10ZM2 172H4V170H3ZM2 172H0V174H1ZM5 174H6V173H5ZM4 176H5V175H4ZM5 177H7V176H5ZM5 177H4V178H5ZM50 177H51V176H50ZM4 178L1 177V180L4 179ZM7 179H8V178H7ZM5 181H6V180H3V182H5ZM176 215H177V213H176ZM176 215H175V216H176ZM179 215H180V214H179ZM179 217H180V216L177 215L175 218H177V219L179 220ZM123 235H124V233H123ZM125 235H126V233H125ZM127 236H128V235H127ZM129 236H130V235H129ZM121 237L125 238L124 236H121ZM123 238L120 239V240H124V241H122V242L124 243V242H125V239L127 240L128 238H125V239H123ZM118 240H119V239H118ZM120 240H119V241H120ZM130 240H131V239H129V240H127V241H129L130 243L133 242L132 240H131V241H130ZM127 241H126V242H127ZM117 242H118V241H117ZM117 242H116V244H117ZM130 243H127V244L129 245ZM124 244H125L126 246H128L126 243H124ZM124 244L120 243V245H123V246H124ZM117 245H118V244H117ZM130 245H132V244H130ZM130 245H129V246H130ZM134 245H135V244H134ZM132 247H133V245H132ZM132 247H128V248L130 249V248H132ZM126 248H127V247H126ZM143 251H145V250H143ZM145 252H147V250H146ZM145 252H144V253H145ZM148 253H149V256H147V258H149V257H151V256L154 257V255L151 254V251H150V250H148V252L145 253V255L148 254ZM152 253L154 254V252H152ZM150 254H151V256H150ZM156 254H159V253H155V255H156ZM157 256H158V255H157ZM141 257H145V258H146V256H144V255L141 256ZM138 258H140V257H138ZM151 258H152V257H151ZM233 259H234V258H233ZM233 259L231 258V261H230V262L235 261V259H234V260H233ZM135 260H137V258H136ZM232 260H233V261H232ZM70 262H73V264H76V261H75V260H71ZM134 262H135V261H134ZM139 262H140V261H139ZM142 262H143V261H142ZM142 262H141V263H142ZM230 262H229V263H230ZM135 263H137V262H135ZM141 263H140V264H141ZM69 264H72V263H69Z\"/></svg>",
	"mask_w": 264,
	"mask_h": 264
}]
</instances>
